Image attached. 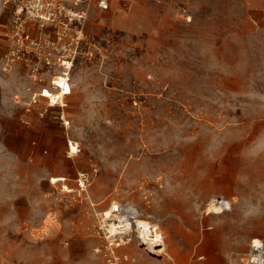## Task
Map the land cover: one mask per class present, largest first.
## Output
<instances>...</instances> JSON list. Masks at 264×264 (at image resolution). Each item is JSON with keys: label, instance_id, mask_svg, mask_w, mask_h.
<instances>
[{"label": "rangeland", "instance_id": "obj_1", "mask_svg": "<svg viewBox=\"0 0 264 264\" xmlns=\"http://www.w3.org/2000/svg\"><path fill=\"white\" fill-rule=\"evenodd\" d=\"M10 9L0 0V264H103L114 203L163 235L152 247L134 227L117 249L128 264H250L264 246V0L94 1L69 126L33 102L26 68L2 72ZM220 197L232 209L214 214Z\"/></svg>", "mask_w": 264, "mask_h": 264}, {"label": "built area", "instance_id": "obj_2", "mask_svg": "<svg viewBox=\"0 0 264 264\" xmlns=\"http://www.w3.org/2000/svg\"><path fill=\"white\" fill-rule=\"evenodd\" d=\"M4 7L10 6L7 50L2 56V72L11 74L18 67L27 69L28 74L40 84V91L32 96L33 102L47 101V109L62 111L60 119L65 126L64 111L70 93L63 91L59 83L64 79L72 90V69L75 64L73 45H79L84 38V25L90 5L95 1L97 7L110 9L111 0H1ZM49 82V83H48ZM48 92V93H47ZM70 92V91H69ZM74 143L70 142V156ZM72 152V153H71ZM81 187L85 188L89 175L82 173ZM211 205L222 212L232 209V202L223 197L212 200ZM124 238L107 241V252L103 264H128L129 256L120 254L117 249L125 242ZM253 240L250 264L264 263V246Z\"/></svg>", "mask_w": 264, "mask_h": 264}, {"label": "bare ground", "instance_id": "obj_3", "mask_svg": "<svg viewBox=\"0 0 264 264\" xmlns=\"http://www.w3.org/2000/svg\"><path fill=\"white\" fill-rule=\"evenodd\" d=\"M59 83L63 86V91H65L66 93H70V95H72L73 91L71 90L70 86L66 84L64 79H60ZM70 91V92H69ZM48 93V92H47ZM65 94V93H64ZM64 94H62L61 96L63 98H67L66 96H64ZM69 97V96H68ZM46 101V100H45ZM76 148L73 145L72 147V152H75ZM71 152V153H72ZM58 181H63L61 178L58 179H52L53 183H56ZM65 189L69 190V188L67 186H65ZM212 207V206H211ZM130 211V215L132 213H134V209H132L131 207L127 208ZM212 208H209V210H211ZM117 205L114 203L112 204V206L106 211L104 212L103 216H104V221H108V231L110 234V237H120L123 238L127 235H131L132 232H134V227L137 228L135 231L138 232V234H140L139 239L141 238L142 240L144 239L145 244L150 245L152 247H160L162 246L163 243V235L158 231V226L157 225H153L148 221L145 220H140L137 219L135 221V226H134V222H124V220H121L120 216L116 215L115 212H117ZM214 210V209H213ZM127 212V210H126ZM213 212V211H212ZM214 214H220L222 213L221 210L215 208V212H213ZM129 214V213H128ZM129 220V219H128ZM131 220V219H130ZM128 236V237H129ZM131 236L129 237V239L127 240H132ZM126 240V241H127ZM123 241V240H122ZM124 242V241H123ZM131 242V241H130ZM132 243V242H131ZM129 242H126L125 245H129L131 244ZM257 243H259V241L257 240ZM165 248V247H164ZM163 248V249H164ZM152 249V248H151ZM156 249V248H155ZM158 249V248H157ZM163 249H159L157 251H162ZM156 251V252H157ZM153 252L155 253V250H153Z\"/></svg>", "mask_w": 264, "mask_h": 264}, {"label": "crops", "instance_id": "obj_4", "mask_svg": "<svg viewBox=\"0 0 264 264\" xmlns=\"http://www.w3.org/2000/svg\"><path fill=\"white\" fill-rule=\"evenodd\" d=\"M124 1H126V0H124ZM128 1V0H127Z\"/></svg>", "mask_w": 264, "mask_h": 264}]
</instances>
